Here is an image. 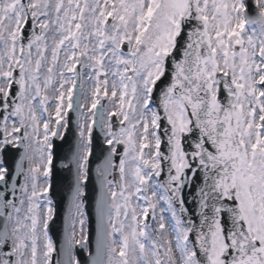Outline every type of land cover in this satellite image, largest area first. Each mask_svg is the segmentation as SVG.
<instances>
[{"label": "snow or ice", "instance_id": "6c2138e0", "mask_svg": "<svg viewBox=\"0 0 264 264\" xmlns=\"http://www.w3.org/2000/svg\"><path fill=\"white\" fill-rule=\"evenodd\" d=\"M0 264H264V0H0Z\"/></svg>", "mask_w": 264, "mask_h": 264}, {"label": "water", "instance_id": "95a60500", "mask_svg": "<svg viewBox=\"0 0 264 264\" xmlns=\"http://www.w3.org/2000/svg\"><path fill=\"white\" fill-rule=\"evenodd\" d=\"M72 139H74V138H73L72 133L70 132L67 140L64 142L63 150H62L61 154H63V152L67 151L68 147L72 144ZM94 163H95V161H94ZM59 167H60L59 160H57V167L54 170L53 198L58 203V216H57V219H56L55 224L53 226L54 235L58 234V233H56L58 230V226L60 228H62L63 215H64V212L66 210L67 203H68V194L66 191V186L68 183V176L65 173L66 171H59L57 169ZM59 172H61V173H59ZM90 199H91V197H90Z\"/></svg>", "mask_w": 264, "mask_h": 264}]
</instances>
